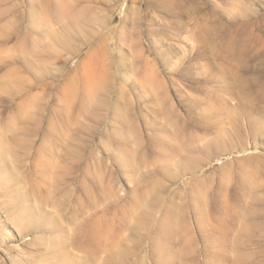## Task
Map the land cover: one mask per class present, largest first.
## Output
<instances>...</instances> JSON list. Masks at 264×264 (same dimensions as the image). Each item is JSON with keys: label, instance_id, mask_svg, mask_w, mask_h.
<instances>
[{"label": "rangeland", "instance_id": "rangeland-1", "mask_svg": "<svg viewBox=\"0 0 264 264\" xmlns=\"http://www.w3.org/2000/svg\"><path fill=\"white\" fill-rule=\"evenodd\" d=\"M0 264H264V0H0Z\"/></svg>", "mask_w": 264, "mask_h": 264}]
</instances>
